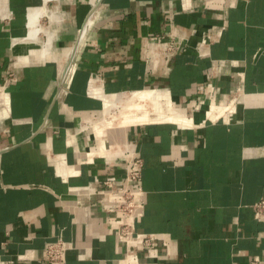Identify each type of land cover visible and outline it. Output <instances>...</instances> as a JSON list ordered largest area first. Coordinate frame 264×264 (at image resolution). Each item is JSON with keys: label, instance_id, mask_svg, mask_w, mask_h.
<instances>
[{"label": "crops", "instance_id": "obj_1", "mask_svg": "<svg viewBox=\"0 0 264 264\" xmlns=\"http://www.w3.org/2000/svg\"><path fill=\"white\" fill-rule=\"evenodd\" d=\"M260 200L264 0H0V264H264Z\"/></svg>", "mask_w": 264, "mask_h": 264}, {"label": "built area", "instance_id": "obj_2", "mask_svg": "<svg viewBox=\"0 0 264 264\" xmlns=\"http://www.w3.org/2000/svg\"><path fill=\"white\" fill-rule=\"evenodd\" d=\"M140 167V159L138 157L132 156L129 161L127 173L121 181L119 188L115 192V194L120 199V204L117 208V211L120 212L127 221L120 229L119 234L122 237L130 236L128 220L133 217L135 208L137 206V203L134 201L133 194L134 190L136 189L134 187L139 188ZM109 184V181L105 182V185ZM254 209L256 213L264 217V200L257 202L254 205ZM66 250L67 245L61 239L48 244L45 248L44 264H57L62 260Z\"/></svg>", "mask_w": 264, "mask_h": 264}, {"label": "bare ground", "instance_id": "obj_3", "mask_svg": "<svg viewBox=\"0 0 264 264\" xmlns=\"http://www.w3.org/2000/svg\"><path fill=\"white\" fill-rule=\"evenodd\" d=\"M28 21H29V22H28V24H29V28L31 29V31H33V29H34V24H35V20L29 17V20H28ZM35 27H36V26H35Z\"/></svg>", "mask_w": 264, "mask_h": 264}]
</instances>
